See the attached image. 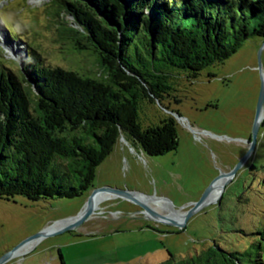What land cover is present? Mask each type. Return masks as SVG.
<instances>
[{
	"label": "rangeland",
	"instance_id": "374dc122",
	"mask_svg": "<svg viewBox=\"0 0 264 264\" xmlns=\"http://www.w3.org/2000/svg\"><path fill=\"white\" fill-rule=\"evenodd\" d=\"M53 1L0 0V67L23 78L22 63L32 47L45 66L100 74L93 56L76 54L62 38L61 25H75V20L57 18ZM263 75L264 40L258 38L198 79L175 75V91L162 104L143 102L140 121L148 127L174 118L178 150L149 157L121 138L98 168L93 189L164 198L186 215L213 181L230 173L247 153ZM175 112L182 119H176ZM254 162H264V121L255 151L229 178L220 199L194 214L185 227L159 222L145 213L143 202L117 196L84 223L36 239L30 252L14 255L5 264H162L171 256L178 263L215 244L243 251L254 242L251 234L264 227V186L259 183L264 171L253 170ZM89 195L40 202L24 197L0 200V259L53 223L77 217Z\"/></svg>",
	"mask_w": 264,
	"mask_h": 264
},
{
	"label": "trees",
	"instance_id": "16d2710c",
	"mask_svg": "<svg viewBox=\"0 0 264 264\" xmlns=\"http://www.w3.org/2000/svg\"><path fill=\"white\" fill-rule=\"evenodd\" d=\"M53 6L57 18L75 20L61 25L62 38L76 54L93 56L101 73L45 66L32 47L23 78L0 67L2 201L84 197L121 138L149 157L176 152V120L145 127L141 104H162L175 91V75L198 79L251 39L264 40V0H54ZM252 169L264 171V162ZM251 236L243 251L215 244L162 264H264V227Z\"/></svg>",
	"mask_w": 264,
	"mask_h": 264
},
{
	"label": "water",
	"instance_id": "95a60500",
	"mask_svg": "<svg viewBox=\"0 0 264 264\" xmlns=\"http://www.w3.org/2000/svg\"><path fill=\"white\" fill-rule=\"evenodd\" d=\"M263 111H264V81H262V86L260 89V94H259V98H258L257 106H256L255 120H254V124H253V128H252V142L250 144V147H249L247 153L239 160L238 164L231 170V172L228 173V175H227L228 178L234 177L237 174V172L242 168V166L246 163V161L250 158V156L253 154V152L255 151L256 146H257L258 134H259V130H260V118H261ZM173 114L175 115L176 119H178V120L182 119V117L180 116L179 113L175 112ZM221 177H222V175H220L218 178H216L213 181V183L210 185V187L206 190V192L203 194L201 199L198 202L194 203V208L185 215L183 223H178L173 219H169L166 216H163V215L159 214L158 212L152 210L151 208H149L145 204L143 205L145 208L144 210L148 214L152 215L159 222H162L164 224L171 225V226L185 227L186 224L188 223L189 219L194 214H196L197 212H199L201 209L205 208L208 205L207 201H208V197L211 193L212 187L215 184V182L218 181ZM101 192L112 193V194H115L116 196L121 197V198H130V199L141 202L140 200H138L135 197L133 192H126L123 190H118V189L109 188V187L93 189L90 192L88 202H87V206L85 208L83 215L72 226H69L68 228L77 227L78 225L84 223L88 218H90L93 215L95 196ZM42 236H44V232L27 239L22 244L17 246L12 252L8 253L2 259H0V264H5L9 260H11V258H13V256H14V253L17 250H19L23 245H25L28 242L34 241L38 238H41Z\"/></svg>",
	"mask_w": 264,
	"mask_h": 264
},
{
	"label": "bare ground",
	"instance_id": "6f19581e",
	"mask_svg": "<svg viewBox=\"0 0 264 264\" xmlns=\"http://www.w3.org/2000/svg\"><path fill=\"white\" fill-rule=\"evenodd\" d=\"M263 81H264V75H263ZM263 121H264V111H263L261 118H260V124ZM227 175H228V173L222 174V177L218 181H216L215 184L213 185L211 193H210V195L208 197V201H207L209 204L217 202L220 199V197L222 196L224 186L226 185V183L229 180ZM135 197L138 200H140L141 202H143L146 206H148V205L152 206V208L155 209L159 214L166 216L169 219H173L178 223H182L184 220L185 212L180 211V210H176L173 207L172 203L169 202L168 200L164 199V198L147 197V196H144L141 194H136ZM115 198H117V196L115 194H112V193H104V192L98 193L94 199V213L93 214H96L98 211H101V209H103L102 208L103 204H105L111 200H114ZM86 206H87V203H86ZM86 206L84 207V210L77 217H73V218H70V219H67L64 221H59V222L53 223L52 225L48 226L43 231L44 235L57 232V231L65 228L66 226L73 225L83 215ZM145 213H146V211H145ZM35 244H36L35 240L26 243L19 250H17L14 253V255L17 257V256H21V255H24V254L30 252L34 248Z\"/></svg>",
	"mask_w": 264,
	"mask_h": 264
}]
</instances>
